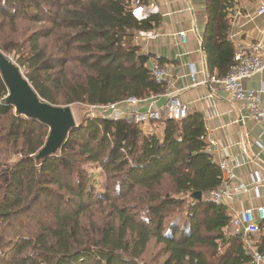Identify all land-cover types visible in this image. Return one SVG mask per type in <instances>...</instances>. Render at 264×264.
<instances>
[{"label":"trees","instance_id":"1","mask_svg":"<svg viewBox=\"0 0 264 264\" xmlns=\"http://www.w3.org/2000/svg\"><path fill=\"white\" fill-rule=\"evenodd\" d=\"M132 1L0 0L2 21L30 24L15 63L43 100L89 107L165 91L150 69L134 70L136 59L145 61L134 36L154 29L159 16L137 19ZM235 1L205 0L202 47L218 78L234 63ZM0 51L11 45L0 42ZM7 93L0 74V264L249 263L241 236L225 232L226 206L204 198L220 171L201 114L155 122L162 128L153 133L86 117L54 155L37 160L49 128L19 114Z\"/></svg>","mask_w":264,"mask_h":264},{"label":"crops","instance_id":"2","mask_svg":"<svg viewBox=\"0 0 264 264\" xmlns=\"http://www.w3.org/2000/svg\"><path fill=\"white\" fill-rule=\"evenodd\" d=\"M262 6L264 0H236L233 3L229 13L228 37L234 50L237 47L248 48L264 39V12L259 13ZM156 13L159 24L134 36V44L140 48L139 56L145 58L144 62L136 59L135 72L151 69L154 63L166 68L167 78L172 82L179 100L188 106L189 112L202 115L206 151H211L209 155L213 162L222 157L232 160L236 182L242 187L223 203L229 216L232 218L246 208L264 205V124L251 118L243 104L230 101L220 85L203 82L207 72L217 77L208 69L202 47L207 20L205 0H148L144 5H133V14L137 19ZM180 32H185L184 40L180 38ZM261 54L264 56V47ZM192 70H195L198 84H193L190 78ZM243 83L246 88L259 92L264 109V71L246 78ZM157 100L161 104L165 98ZM150 101L144 100L132 108L145 110ZM125 107L126 104L121 105L122 109ZM161 128L155 122L146 126L149 133L155 129L160 132ZM210 141L215 144L210 145ZM257 178L260 181H256ZM225 232L239 234L242 242L246 238L241 228L235 231L229 226ZM263 240L262 231L251 238L253 247L261 248Z\"/></svg>","mask_w":264,"mask_h":264},{"label":"built area","instance_id":"3","mask_svg":"<svg viewBox=\"0 0 264 264\" xmlns=\"http://www.w3.org/2000/svg\"><path fill=\"white\" fill-rule=\"evenodd\" d=\"M132 5H141L140 0H133ZM264 12V6L259 10V13ZM239 14V12L237 13ZM179 36L182 40L185 39V32H180ZM264 47V39L249 46L248 48L237 47L234 52V63L230 67L228 73L223 78L211 76L208 72L206 79L203 82H212L220 85L228 95L232 102L243 104L251 118L257 122L264 124V109L261 106L259 92L254 89H248L244 86V80L257 73L264 71V56L261 54V49ZM151 74L157 81L167 83L165 91L157 96H151L147 99L136 97H128L125 100L110 103L100 106H89L90 114L87 117H95L93 109H97V116L110 119H124L129 123L137 124L145 133L146 126L154 122H163L165 120H179L184 118L189 108L181 102L178 95L173 91V84L168 80V71L166 68L154 63L151 66ZM190 78L193 84H198L195 81V70L190 72ZM159 97H164L165 100L157 103ZM150 99V103L145 110L133 109L132 106ZM122 104H126L125 108H121ZM210 145H214V141H210ZM211 154V151L207 149ZM216 165L220 171V182L214 189L205 194V200L214 204H223L231 199L242 187L236 182L233 173L234 164L228 157H222L217 160ZM256 181H260L259 178ZM257 187H255L256 189ZM230 226L238 231L240 228L244 234V247L250 255L248 264H264V249L259 250L253 247L251 238L264 232V205L256 206L255 208H246L235 214L231 218Z\"/></svg>","mask_w":264,"mask_h":264},{"label":"water","instance_id":"4","mask_svg":"<svg viewBox=\"0 0 264 264\" xmlns=\"http://www.w3.org/2000/svg\"><path fill=\"white\" fill-rule=\"evenodd\" d=\"M0 74L8 92L6 102L14 106L19 114L36 119L49 128L46 142L35 158L40 160L54 155L65 142L69 132L78 127L71 106H57L43 100L18 65L2 51H0ZM193 196L198 200L202 199L199 191Z\"/></svg>","mask_w":264,"mask_h":264},{"label":"rangeland","instance_id":"5","mask_svg":"<svg viewBox=\"0 0 264 264\" xmlns=\"http://www.w3.org/2000/svg\"><path fill=\"white\" fill-rule=\"evenodd\" d=\"M2 16H0V42L2 44H8L11 45L12 52L7 54L14 62H15V56H17V51L15 49L16 46L19 44H22V41L25 37V35L29 32H31V27L29 23L26 22H20V21H14V22H9L8 20L2 21ZM37 25H34V28ZM28 33V34H29ZM22 71V70H21ZM23 73V72H22ZM63 106V105H62ZM71 109L73 111V115L75 118V121L77 124L81 123L84 118L89 116V107L84 104H71ZM94 114L97 116L98 110L93 109ZM91 171V169H90ZM92 173L94 174V170H92ZM96 174H98L96 172ZM99 182L101 183L103 178H101L98 175ZM26 222V219H23ZM22 219H19L15 222H13L12 227L16 229H20V223Z\"/></svg>","mask_w":264,"mask_h":264}]
</instances>
